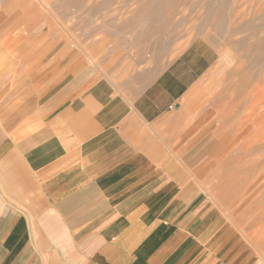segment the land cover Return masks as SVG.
Segmentation results:
<instances>
[{
	"label": "crops",
	"instance_id": "0c3cea01",
	"mask_svg": "<svg viewBox=\"0 0 264 264\" xmlns=\"http://www.w3.org/2000/svg\"><path fill=\"white\" fill-rule=\"evenodd\" d=\"M110 27L83 47L98 74L63 44L27 83L24 72L25 93L0 91V264H259L188 177L186 149L201 144L178 105L215 47L193 39L162 62L154 35ZM9 37L0 30V53Z\"/></svg>",
	"mask_w": 264,
	"mask_h": 264
},
{
	"label": "rangeland",
	"instance_id": "374dc122",
	"mask_svg": "<svg viewBox=\"0 0 264 264\" xmlns=\"http://www.w3.org/2000/svg\"><path fill=\"white\" fill-rule=\"evenodd\" d=\"M64 7L52 0H5L0 6L7 14L0 30L9 32L11 49L0 53L3 95L25 93L29 84L23 81L34 76L35 61H49L63 44L74 50L68 57L90 62V72L98 74L93 66L99 56L83 55V47L116 20L126 21L133 35H154V55L162 62L193 39L210 42L216 63L178 105L193 124L192 145L201 144L186 149L187 176L200 185L199 199L220 208L225 229L264 264V0H90L84 14L81 6ZM23 59L25 70L15 67Z\"/></svg>",
	"mask_w": 264,
	"mask_h": 264
},
{
	"label": "built area",
	"instance_id": "2783aa9c",
	"mask_svg": "<svg viewBox=\"0 0 264 264\" xmlns=\"http://www.w3.org/2000/svg\"><path fill=\"white\" fill-rule=\"evenodd\" d=\"M0 4H1V0H0Z\"/></svg>",
	"mask_w": 264,
	"mask_h": 264
},
{
	"label": "bare ground",
	"instance_id": "6f19581e",
	"mask_svg": "<svg viewBox=\"0 0 264 264\" xmlns=\"http://www.w3.org/2000/svg\"><path fill=\"white\" fill-rule=\"evenodd\" d=\"M236 134V133H235ZM245 186V185H244ZM260 197V196H259Z\"/></svg>",
	"mask_w": 264,
	"mask_h": 264
}]
</instances>
